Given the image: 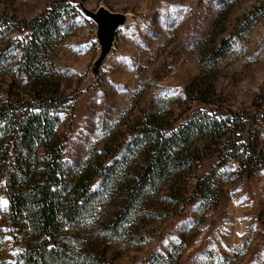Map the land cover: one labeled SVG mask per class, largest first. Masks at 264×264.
Listing matches in <instances>:
<instances>
[{
    "label": "rangeland",
    "instance_id": "1",
    "mask_svg": "<svg viewBox=\"0 0 264 264\" xmlns=\"http://www.w3.org/2000/svg\"><path fill=\"white\" fill-rule=\"evenodd\" d=\"M50 0H0V17L28 24ZM70 30L59 40L54 64L71 99L58 112L56 133L64 142L60 200L74 197L71 220L73 264H264V169L242 174L238 163L219 165L206 156L186 188L176 185L133 195L132 173L140 164L136 138L144 118L168 112L174 128L186 124L200 103H185L187 86L199 75L200 58L214 39L231 47L210 70L217 100L226 111L251 118L254 98L264 92V15L256 0H71ZM99 8L125 15L110 52L97 64V25L83 10ZM263 8V7H262ZM263 12L264 10H260ZM25 32L9 39L21 40ZM17 59L0 71V102ZM257 114V113H256ZM255 114V115H256ZM261 115V113H258ZM264 141V122L260 121ZM246 135L242 141L246 143ZM99 163L113 166L100 172ZM90 166V171L87 167ZM212 171L223 195L218 207L189 204L197 181ZM0 182V264H16L24 235L9 220ZM84 196V197H82Z\"/></svg>",
    "mask_w": 264,
    "mask_h": 264
},
{
    "label": "trees",
    "instance_id": "2",
    "mask_svg": "<svg viewBox=\"0 0 264 264\" xmlns=\"http://www.w3.org/2000/svg\"><path fill=\"white\" fill-rule=\"evenodd\" d=\"M71 0H50L48 7L28 24L6 22L0 17V71L14 60L11 82L0 102V182L3 181L10 223L23 234L25 251L16 264H73L70 245L71 220L79 208L74 197L60 200L63 185L64 142L56 133L58 112L71 99L61 92L63 79L54 64L59 40L70 30L67 20ZM255 12L264 15V0ZM263 7V8H262ZM13 32H25L21 40H10ZM231 47L226 39H214L200 58L199 75L185 90L188 107L195 102L207 109L176 128L167 113L151 115L138 125L136 138L142 144L140 164L132 173L133 195L178 185L186 188L206 156H217L219 165L238 163L242 174L251 176L264 169V92L252 102L255 114L226 111L218 102L210 70ZM261 113V115H258ZM246 135V143L242 141ZM113 166L99 163L84 184L86 190L100 173ZM90 166L87 171H90ZM212 171L200 178L189 204L204 200L207 209L218 207L223 191L213 182ZM84 197V196H82ZM104 252L94 257L106 264Z\"/></svg>",
    "mask_w": 264,
    "mask_h": 264
},
{
    "label": "water",
    "instance_id": "3",
    "mask_svg": "<svg viewBox=\"0 0 264 264\" xmlns=\"http://www.w3.org/2000/svg\"><path fill=\"white\" fill-rule=\"evenodd\" d=\"M83 13L97 25V37L101 47L97 64H101L111 50L117 29L125 24V15L112 13L104 8L95 12L83 10Z\"/></svg>",
    "mask_w": 264,
    "mask_h": 264
},
{
    "label": "snow or ice",
    "instance_id": "4",
    "mask_svg": "<svg viewBox=\"0 0 264 264\" xmlns=\"http://www.w3.org/2000/svg\"><path fill=\"white\" fill-rule=\"evenodd\" d=\"M6 203H7V202H3V206H5V207H6Z\"/></svg>",
    "mask_w": 264,
    "mask_h": 264
}]
</instances>
